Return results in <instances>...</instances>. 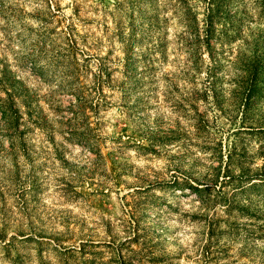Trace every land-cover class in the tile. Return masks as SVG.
Masks as SVG:
<instances>
[{
    "label": "rangeland",
    "instance_id": "1",
    "mask_svg": "<svg viewBox=\"0 0 264 264\" xmlns=\"http://www.w3.org/2000/svg\"><path fill=\"white\" fill-rule=\"evenodd\" d=\"M0 264H264V0H0Z\"/></svg>",
    "mask_w": 264,
    "mask_h": 264
},
{
    "label": "trees",
    "instance_id": "2",
    "mask_svg": "<svg viewBox=\"0 0 264 264\" xmlns=\"http://www.w3.org/2000/svg\"><path fill=\"white\" fill-rule=\"evenodd\" d=\"M248 97H249V95H248Z\"/></svg>",
    "mask_w": 264,
    "mask_h": 264
}]
</instances>
